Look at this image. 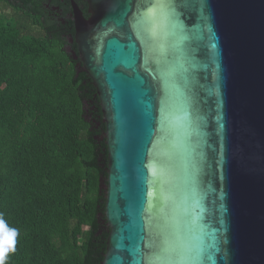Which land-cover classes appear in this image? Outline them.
I'll use <instances>...</instances> for the list:
<instances>
[{
  "label": "water",
  "instance_id": "1",
  "mask_svg": "<svg viewBox=\"0 0 264 264\" xmlns=\"http://www.w3.org/2000/svg\"><path fill=\"white\" fill-rule=\"evenodd\" d=\"M74 4L106 124L101 264H264V0Z\"/></svg>",
  "mask_w": 264,
  "mask_h": 264
},
{
  "label": "trees",
  "instance_id": "2",
  "mask_svg": "<svg viewBox=\"0 0 264 264\" xmlns=\"http://www.w3.org/2000/svg\"><path fill=\"white\" fill-rule=\"evenodd\" d=\"M40 16L0 0V213L20 229L9 264H101L109 160L100 98L68 36Z\"/></svg>",
  "mask_w": 264,
  "mask_h": 264
},
{
  "label": "flooded vegetation",
  "instance_id": "3",
  "mask_svg": "<svg viewBox=\"0 0 264 264\" xmlns=\"http://www.w3.org/2000/svg\"><path fill=\"white\" fill-rule=\"evenodd\" d=\"M19 2L28 5L33 13L41 15L40 17L48 29L53 30L59 36H68V41L72 46L77 45L73 3L82 10L86 19L91 17L88 0H19ZM66 30L67 34H65ZM71 47L68 48V51L73 52L75 56L74 52L76 51Z\"/></svg>",
  "mask_w": 264,
  "mask_h": 264
},
{
  "label": "clouds",
  "instance_id": "4",
  "mask_svg": "<svg viewBox=\"0 0 264 264\" xmlns=\"http://www.w3.org/2000/svg\"><path fill=\"white\" fill-rule=\"evenodd\" d=\"M20 229L11 226L0 213V264H9V258L16 252Z\"/></svg>",
  "mask_w": 264,
  "mask_h": 264
},
{
  "label": "rangeland",
  "instance_id": "5",
  "mask_svg": "<svg viewBox=\"0 0 264 264\" xmlns=\"http://www.w3.org/2000/svg\"><path fill=\"white\" fill-rule=\"evenodd\" d=\"M5 11H6L7 13H9V14H13V12H14V11L12 10V8H8V9H6ZM28 22H29V21H28Z\"/></svg>",
  "mask_w": 264,
  "mask_h": 264
}]
</instances>
